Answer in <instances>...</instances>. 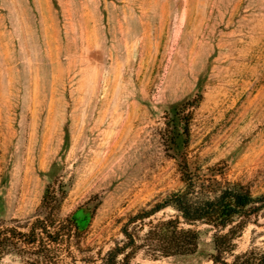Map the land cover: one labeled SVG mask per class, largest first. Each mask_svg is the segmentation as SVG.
I'll return each mask as SVG.
<instances>
[{"label": "rangeland", "instance_id": "374dc122", "mask_svg": "<svg viewBox=\"0 0 264 264\" xmlns=\"http://www.w3.org/2000/svg\"><path fill=\"white\" fill-rule=\"evenodd\" d=\"M226 188L264 196V0H0V264H103L132 217ZM78 211L81 233L22 242ZM176 215L129 231L141 245ZM235 244L229 263L264 262V209ZM129 264L213 263L145 248Z\"/></svg>", "mask_w": 264, "mask_h": 264}, {"label": "trees", "instance_id": "16d2710c", "mask_svg": "<svg viewBox=\"0 0 264 264\" xmlns=\"http://www.w3.org/2000/svg\"><path fill=\"white\" fill-rule=\"evenodd\" d=\"M172 120L168 123V139L173 144H186L185 134L188 126L181 122V111L177 107L171 112ZM185 132V134H184ZM49 189L45 201L48 202ZM173 207L177 215L168 220L150 222V229L141 245H137L134 233L129 226L139 221L151 219L157 213ZM264 209V196L254 197L251 192L235 188H226L213 199L191 201L187 194L178 192L170 195L166 201L157 205L151 211L136 215L123 229L122 233L127 242L122 247H116L109 252L103 264H129L131 259L141 249L147 248L154 256L183 260L210 261L213 264H264L254 262L253 253L237 256L229 263L227 255L234 253L235 240L246 228L247 221ZM91 217L81 216L76 212L59 229L51 233L44 221L38 220L31 231L24 236L25 244L35 246L41 235H47L52 242H58L64 234L71 237L89 227ZM1 244V243H0ZM264 259V256L263 258Z\"/></svg>", "mask_w": 264, "mask_h": 264}]
</instances>
